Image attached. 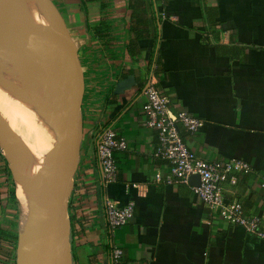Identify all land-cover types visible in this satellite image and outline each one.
Here are the masks:
<instances>
[{
  "label": "crops",
  "instance_id": "0c3cea01",
  "mask_svg": "<svg viewBox=\"0 0 264 264\" xmlns=\"http://www.w3.org/2000/svg\"><path fill=\"white\" fill-rule=\"evenodd\" d=\"M75 44L83 91L74 185L72 250L78 264H264V240L223 219L191 183L157 180L166 160L152 154L157 134L145 123V84L168 108L201 119L181 128L199 157H232L248 172L223 183V195L257 214L264 229V0H51ZM128 78V87L114 92ZM111 126L126 146L114 151L116 178L103 184L95 132ZM7 176L0 161V223ZM133 201L125 224L109 226L105 200ZM122 255L111 261V247ZM93 260L89 261V256Z\"/></svg>",
  "mask_w": 264,
  "mask_h": 264
},
{
  "label": "bare ground",
  "instance_id": "6f19581e",
  "mask_svg": "<svg viewBox=\"0 0 264 264\" xmlns=\"http://www.w3.org/2000/svg\"><path fill=\"white\" fill-rule=\"evenodd\" d=\"M3 1L11 5L15 3L14 0ZM17 1L25 5L20 9H26V5L30 8L29 19H20L23 10L18 14L20 20L16 25L20 22L26 25L20 29L21 34L16 30L17 26L10 25V32L0 27L1 45H4L0 47V62L4 65L7 56L29 48L37 50L39 58L36 62L33 58L26 62L15 61L21 63L20 69L14 66L12 69L9 66L11 62L0 68V145L5 149L4 154L10 159L16 175H23L17 181L18 201L27 211L34 192L30 182L38 176L44 154L53 140V113L69 68L64 60L60 37L51 34V27L59 26V21L48 0ZM46 41L54 43L55 65L40 58V46ZM5 48L9 49L4 52Z\"/></svg>",
  "mask_w": 264,
  "mask_h": 264
},
{
  "label": "water",
  "instance_id": "95a60500",
  "mask_svg": "<svg viewBox=\"0 0 264 264\" xmlns=\"http://www.w3.org/2000/svg\"><path fill=\"white\" fill-rule=\"evenodd\" d=\"M48 3L54 11L57 9L51 0ZM22 10L25 11L16 8L9 14L0 13V21L9 17L20 20L18 14ZM54 14L59 26L51 27V34L61 39L69 71L53 113V140L44 154L38 176L30 182L34 192L25 214L23 242L16 254L15 264H73L68 206L81 138L83 82L75 44L60 12L55 11ZM147 85L148 82L144 90ZM125 87H128V78L120 79L114 92H121ZM188 179L198 184L199 175L193 173Z\"/></svg>",
  "mask_w": 264,
  "mask_h": 264
},
{
  "label": "built area",
  "instance_id": "2783aa9c",
  "mask_svg": "<svg viewBox=\"0 0 264 264\" xmlns=\"http://www.w3.org/2000/svg\"><path fill=\"white\" fill-rule=\"evenodd\" d=\"M145 94V123L155 129L157 134L152 154L155 158L166 160L169 166L164 175L157 171L155 178L168 183H188L189 176L197 173L199 182L191 184V188L201 201L210 209L217 210L226 221L239 224L247 232L264 240L260 217L257 214H246L240 201L227 199L223 195V183L227 179L233 180L237 173L248 172L250 164L236 157L215 161L197 156L183 139L180 128L193 133L198 130L201 119L185 110L170 114L168 96L160 92L151 81L145 89ZM95 139L101 180L105 184L116 178L117 163L114 151L125 148L126 141L111 126L106 125L96 130ZM133 208L134 203L131 200L123 205H116L106 199L104 213L108 225L125 224L132 217ZM121 255V247L114 244L111 248L112 263H117Z\"/></svg>",
  "mask_w": 264,
  "mask_h": 264
},
{
  "label": "rangeland",
  "instance_id": "374dc122",
  "mask_svg": "<svg viewBox=\"0 0 264 264\" xmlns=\"http://www.w3.org/2000/svg\"><path fill=\"white\" fill-rule=\"evenodd\" d=\"M14 1H15V3L13 5H11V3L1 0L0 1V13L9 14L13 8H22L23 6H25L20 1H17V0H14ZM26 7H27L26 9L23 8L25 11H23V13L21 14L20 19L21 18H28L29 19L28 14L30 13L29 12L30 8L27 5H26ZM55 11L59 13L58 9H55ZM16 21H18V20H15L13 17H9V19H7L5 21H0V27H1V29H4L5 32H10L9 30L11 28L9 26L12 25V27L15 28L17 26ZM23 26H26V25H24L23 23L20 22V24L16 27L17 28L16 30H18V33L20 32V34H21L20 29ZM10 35H12V34H10ZM14 36H15V34H14ZM1 42H2V40L0 39V47L4 46V45H1ZM40 48L42 50V55H40L41 60L42 61L47 60L49 63H52V65H55L53 41L51 43H49V42L43 43L42 47L40 46ZM8 49L9 48H5L4 52L7 51ZM16 54L17 55L12 54V55L7 56L6 62L4 63V65L0 62V68H2V66H5V64L8 62H11V64L9 65L11 68H12V66L17 68L19 65H21V63H16L15 61L26 62L27 59L33 58V61L36 62V60H38V58H39L38 51L34 50L32 48H29L27 51H22L20 53L17 52ZM18 69H20V68L18 67ZM20 85H22V84H20ZM19 104H20V102H19ZM33 125L34 124H32V126ZM33 135H34V132H33ZM4 152H5V149L3 147H1V145H0V161L2 162V166H3L4 170L6 171L7 187H8V191H9V192H7V196H6L7 201H6L5 206H4L5 219H4L3 224L9 226L13 230L18 231L19 237L16 241V246L13 249V254L16 255L18 250H19L20 245L23 242V234H24V227H25L26 209L24 210L21 208L19 201H18V199H20V197L18 195V190H16L17 185H18L17 181L19 179H21L23 175L21 177H18L16 175V172L14 170L12 163L10 162V159L4 154ZM12 190H13V192H15L14 197L12 196ZM8 264H10V263H8Z\"/></svg>",
  "mask_w": 264,
  "mask_h": 264
},
{
  "label": "trees",
  "instance_id": "16d2710c",
  "mask_svg": "<svg viewBox=\"0 0 264 264\" xmlns=\"http://www.w3.org/2000/svg\"><path fill=\"white\" fill-rule=\"evenodd\" d=\"M16 190H17V188H16ZM14 195H15V192H13V190H12V196L14 197ZM68 208H69V214H70V241H71V246H72V236H73V232H74V230H73L74 218H73V214L70 212V198H69ZM18 237H19V234H18L17 230H13L9 226L2 225L0 223V264H8V263L15 264L16 255L13 254V249L16 246V241H17ZM72 258H73V250H72ZM92 260H93V256L90 255L89 261L91 262ZM73 264H78L74 258H73Z\"/></svg>",
  "mask_w": 264,
  "mask_h": 264
}]
</instances>
